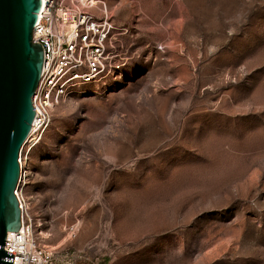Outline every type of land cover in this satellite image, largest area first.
Instances as JSON below:
<instances>
[{
	"label": "rangeland",
	"instance_id": "rangeland-1",
	"mask_svg": "<svg viewBox=\"0 0 264 264\" xmlns=\"http://www.w3.org/2000/svg\"><path fill=\"white\" fill-rule=\"evenodd\" d=\"M105 1L133 65L29 152L37 240L76 264H264V0Z\"/></svg>",
	"mask_w": 264,
	"mask_h": 264
},
{
	"label": "built area",
	"instance_id": "built-area-1",
	"mask_svg": "<svg viewBox=\"0 0 264 264\" xmlns=\"http://www.w3.org/2000/svg\"><path fill=\"white\" fill-rule=\"evenodd\" d=\"M119 27L105 0H41L32 38L41 43L43 65L32 96L34 118L19 152L20 174L16 196L21 226L9 231L3 249L11 264H76L74 251L42 244L34 232L24 187L29 176L28 154L47 130L55 107L67 96L91 90H111L131 67L121 54Z\"/></svg>",
	"mask_w": 264,
	"mask_h": 264
},
{
	"label": "water",
	"instance_id": "water-1",
	"mask_svg": "<svg viewBox=\"0 0 264 264\" xmlns=\"http://www.w3.org/2000/svg\"><path fill=\"white\" fill-rule=\"evenodd\" d=\"M41 0H0V264H11L7 232L21 226L15 193L19 152L34 118L32 96L41 76L43 48L32 38Z\"/></svg>",
	"mask_w": 264,
	"mask_h": 264
},
{
	"label": "bare ground",
	"instance_id": "bare-ground-1",
	"mask_svg": "<svg viewBox=\"0 0 264 264\" xmlns=\"http://www.w3.org/2000/svg\"><path fill=\"white\" fill-rule=\"evenodd\" d=\"M43 232V231H42Z\"/></svg>",
	"mask_w": 264,
	"mask_h": 264
}]
</instances>
